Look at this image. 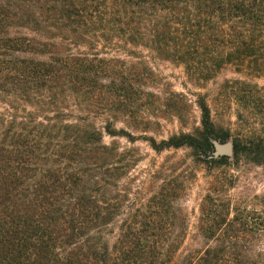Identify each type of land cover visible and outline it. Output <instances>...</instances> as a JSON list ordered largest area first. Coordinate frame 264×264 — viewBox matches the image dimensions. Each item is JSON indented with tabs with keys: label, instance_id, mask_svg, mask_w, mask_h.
<instances>
[{
	"label": "trees",
	"instance_id": "trees-1",
	"mask_svg": "<svg viewBox=\"0 0 264 264\" xmlns=\"http://www.w3.org/2000/svg\"><path fill=\"white\" fill-rule=\"evenodd\" d=\"M160 62L198 89L195 133L147 135L142 71ZM119 139L264 173V0H0V264H264V195L214 180L189 227L184 179L131 199L141 160Z\"/></svg>",
	"mask_w": 264,
	"mask_h": 264
},
{
	"label": "rangeland",
	"instance_id": "rangeland-1",
	"mask_svg": "<svg viewBox=\"0 0 264 264\" xmlns=\"http://www.w3.org/2000/svg\"><path fill=\"white\" fill-rule=\"evenodd\" d=\"M149 69L142 72L146 75L144 89L151 93V96L143 101L151 111L150 116L154 121H159L160 125H155L147 135L154 136L158 140L166 139L171 135L180 133H195L201 128V114L196 107L193 91H198L186 77L181 67L169 63H152ZM152 69V70H151ZM234 75L226 73V78H233ZM222 81V80H221ZM219 81V82H221ZM216 89V83L209 84L203 92L211 93ZM182 95V96H181ZM184 95V96H183ZM217 101L211 97V105L217 109ZM219 106L225 109L219 115L225 121V126L230 127L233 137L240 135V127L236 119V105L230 102H223ZM179 108L182 113L181 118L175 117L172 109ZM216 118V117H215ZM222 121V120H221ZM137 125L143 126L140 120ZM125 128L133 135L141 134L136 125L126 126L122 123L117 125V129ZM109 143L113 141L106 138ZM122 146L137 149L140 155V162L133 169L129 176V187L131 189V199L140 194V198L149 199L156 191L158 184L165 179H172L176 185L186 180V190L180 194L182 209L188 215L189 227L198 225L200 215V204L206 197L210 189V184L214 180L227 178L232 186L228 192L233 198H250L252 195H264V173L261 169L253 167H240L239 169L231 166L214 167L208 164L194 163L191 149L182 148L179 150L165 151L156 154L145 142L138 141L130 144L125 139H119ZM228 142L232 143V139ZM180 178V179H178ZM136 199V198H135Z\"/></svg>",
	"mask_w": 264,
	"mask_h": 264
},
{
	"label": "water",
	"instance_id": "water-1",
	"mask_svg": "<svg viewBox=\"0 0 264 264\" xmlns=\"http://www.w3.org/2000/svg\"><path fill=\"white\" fill-rule=\"evenodd\" d=\"M216 155H227L232 156L234 154L233 144L227 142L226 144H221L220 142H215Z\"/></svg>",
	"mask_w": 264,
	"mask_h": 264
}]
</instances>
